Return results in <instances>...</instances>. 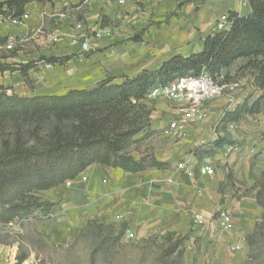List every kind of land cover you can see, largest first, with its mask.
<instances>
[{"label":"crops","instance_id":"1","mask_svg":"<svg viewBox=\"0 0 264 264\" xmlns=\"http://www.w3.org/2000/svg\"><path fill=\"white\" fill-rule=\"evenodd\" d=\"M82 5L87 6L84 16L88 20L94 21L100 14L110 23L105 27L98 19L97 25H102L108 33L103 36L101 47L139 33H142V41L129 40L115 45L117 50L114 54L110 53L111 58L92 62L88 70L82 69L81 74L88 75L81 84L68 81L65 71H62V76L57 73L59 76L49 83L55 87L51 93L71 87H91L105 77V71L132 76L143 68L157 67L172 55H188L201 48L208 34L217 31L216 24L222 14L229 10L240 14L249 11L246 0H125L122 4L117 0L31 2L26 6V17L21 22L0 19V36H8L9 40L21 39L43 27L67 34L77 21L73 11ZM158 21L161 22L159 25ZM227 27L228 24H225ZM18 56L15 54L5 59L7 63L11 60L27 62ZM91 57L85 60L89 61ZM244 62L245 59L236 60L220 75L234 77ZM63 66L60 65L61 68ZM40 70L45 71L38 62L28 70L29 78L37 82ZM242 83L234 81L231 91L210 101L203 110L202 118L188 124L184 134H174L167 129L169 121L179 113L174 104L166 99H146L148 107L154 104L149 132L152 133L151 138L159 142L154 141L148 152L155 159L168 162L169 168H148L131 173L120 168L91 164L74 179L71 186L61 183L42 191L44 200L52 204L50 218L45 225L52 238H67L86 226L89 220L98 219L109 224L125 223L126 230L139 237L156 232H175L177 235H188V238H203L213 244L211 252L221 253L224 264L233 258L242 260L245 255L244 238L252 233L262 213L256 190L251 188L264 170V98L259 113L243 115L225 130L215 127L226 110L232 109L249 91L254 90L253 77H246L245 87H241ZM0 84H10L16 93L17 84L22 87L23 95H29L19 71H0ZM163 102L171 104L162 105ZM141 136L142 133L137 137ZM223 136L231 138L236 144L225 146L214 156L201 161L196 159L193 153L195 147ZM130 153L135 159L145 155L132 147ZM182 160L191 164L194 170L192 176L176 169V164ZM202 164L211 166L213 173L201 175L198 167ZM83 176L85 179H82ZM220 210H226L231 215V227L227 230L220 227ZM36 212L38 217L44 214L42 210ZM194 214L200 216L196 222ZM234 246L239 248L234 249Z\"/></svg>","mask_w":264,"mask_h":264},{"label":"trees","instance_id":"2","mask_svg":"<svg viewBox=\"0 0 264 264\" xmlns=\"http://www.w3.org/2000/svg\"><path fill=\"white\" fill-rule=\"evenodd\" d=\"M246 1L249 11L240 14L229 10L226 13L228 27L208 34L196 52L172 55L157 67L143 68L132 76H122L118 80L110 75L91 87L32 96L8 94V87L0 85V125L8 122L18 125L13 141L5 142L0 151V224L34 214L37 210L47 215L52 204L41 200L39 193L67 179H75L91 164L131 173L148 168L168 169V162L152 156L135 159L130 148L150 133L151 108L145 102L147 93L178 76L207 71L216 77L236 60L245 59L235 76L247 72L253 77L255 88L262 93L256 97L253 93L246 95L223 113L215 127L225 130L243 115L259 113L264 98V0ZM31 2L49 3L51 0H3L0 1V17L9 22H21L26 6ZM129 40L140 42L142 38L134 35ZM8 41V36H0V46L7 45ZM15 52L16 48L10 50L9 56H14ZM71 58V55H65L40 59L48 64L64 65ZM36 65L37 62L31 61L12 68L10 63L4 62L0 63V71H19L31 86L28 70ZM223 79L228 81V75ZM235 144L227 136L218 137L211 143L195 147L193 153L201 161L214 156L223 147ZM251 189L256 190L264 221V170ZM93 221L89 220L86 228ZM261 226V222H255L253 232L245 237L249 249L255 244ZM126 229L125 223L119 225L116 241ZM168 234L169 239L177 235L175 232ZM186 238L188 235H177L175 242L165 250L167 255L176 253L168 264H183L182 243ZM109 242L110 238H103L101 246ZM250 250L246 264H253L257 257ZM22 260L18 258L15 264Z\"/></svg>","mask_w":264,"mask_h":264},{"label":"rangeland","instance_id":"3","mask_svg":"<svg viewBox=\"0 0 264 264\" xmlns=\"http://www.w3.org/2000/svg\"><path fill=\"white\" fill-rule=\"evenodd\" d=\"M87 11L86 5H82L73 11L75 14L74 18L77 21L67 34L43 27L39 31L25 35L21 39H10L9 43L12 45L10 49L0 47L1 64L7 62L3 56H9L10 50L16 48L15 54L19 55V58L27 61L26 63L31 61L40 62L45 70L37 72L38 81L36 82L32 79L31 86L25 82L23 77V81L28 87L27 91L29 95H23L22 87L17 84V93L10 84L5 86L8 87V94L14 92L19 96H32L34 94L51 93L55 87L49 85V83L52 82L55 76H59L57 73H60L62 76V71L68 73V75L65 74L66 78L69 79L68 81L81 84L86 81L85 79L88 75V73L81 74L83 68L84 70H88L92 62L96 63L97 61L107 60L105 58H111L109 56L110 53L114 54L117 50L115 45L129 41V38L134 35L142 34H133L129 38L101 47V40L108 33L104 31L102 25L100 27L97 25L98 19H101L105 27L110 25V23L106 22L100 14L96 15V20H88L84 16ZM0 19L2 18L0 17ZM156 23L159 25L161 22L158 21ZM97 32H100L99 36H96ZM65 55H71L72 58L62 68L60 64H56L55 66L40 59L41 57ZM90 56L92 57L89 61L85 60ZM240 62L243 61L241 60ZM9 63L12 68H16L18 64H26L17 60H11ZM103 64L105 65L106 63ZM105 72V77L110 75L117 78L122 77V72ZM246 77L252 76L247 72H240L238 75H234V77H228V81H224L222 78L221 82L230 81L229 83H234V81H240L244 83ZM243 83L241 87H245ZM57 87L61 88L60 86ZM253 87L254 90L249 91L246 95L253 93L254 97H256L262 93L254 85ZM78 88H83V86ZM36 90L41 91L38 92ZM66 90L56 92L59 93ZM170 104L163 102L162 105L169 106ZM153 105H151V108ZM17 129L18 125L11 122L0 125V151L3 149L5 142L13 141ZM151 135L152 133L150 132L145 138L135 143L132 148L138 152L142 151L146 156H151L148 149L151 148L154 141L156 142L155 138H151ZM39 196L41 200L45 201L43 193L40 192ZM49 218L50 212L47 215L43 214L42 217H38L36 212L22 218H17L7 224H0V264H15L18 258H23L19 264H168L175 258L176 253L167 255L165 252L170 244L175 242L177 237V235H174L169 239L168 232H156L143 237L133 235L132 238H129L127 237L129 231L125 230L121 239L116 241L115 238L118 236L119 225L94 219L88 228H86V225L67 238L54 239L48 229L45 228ZM256 222H261L262 226L258 230L255 244L250 249L257 254L253 264H264V221H262V217L260 216ZM103 238H110L109 244L104 245V247L101 246ZM182 244L184 246L183 264H224L221 253L214 254L211 252L213 251L211 250L213 244L210 241L206 242L203 238H186ZM250 249L245 244L244 258L242 260L233 258L226 264H246L249 260L248 254Z\"/></svg>","mask_w":264,"mask_h":264},{"label":"built area","instance_id":"4","mask_svg":"<svg viewBox=\"0 0 264 264\" xmlns=\"http://www.w3.org/2000/svg\"><path fill=\"white\" fill-rule=\"evenodd\" d=\"M122 4L125 0H117ZM26 17V13L23 18ZM225 24H228L226 14H222L216 24L217 30L225 28ZM100 32L96 33L99 36ZM12 47L11 43L6 45L7 49ZM218 78H220L218 80ZM222 75L213 77L207 71H202L199 75H182L178 76L165 85L157 86L147 93L146 99H166L173 103L178 108V116L173 117L168 123V131L174 134H184L188 124L200 120L203 116V110L206 105L214 98L221 96L225 92H229L234 88L233 83L221 82ZM176 169L185 173L188 176L194 174V170L188 161L182 160L176 164ZM201 175H210L213 173L211 166L202 164L198 167ZM82 179H85L83 176ZM74 179H67L64 184L71 186ZM220 227L227 230L231 227V215L226 210H220L218 212ZM200 218L199 215L194 214L193 220L196 222ZM133 233L129 232L127 237L132 238ZM238 249L239 246H234Z\"/></svg>","mask_w":264,"mask_h":264}]
</instances>
